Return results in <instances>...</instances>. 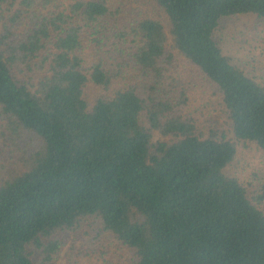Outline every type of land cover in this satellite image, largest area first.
<instances>
[{"label":"trees","instance_id":"trees-1","mask_svg":"<svg viewBox=\"0 0 264 264\" xmlns=\"http://www.w3.org/2000/svg\"><path fill=\"white\" fill-rule=\"evenodd\" d=\"M145 1L0 0V149L43 140L0 170V264H54L85 229L122 264H264V176L233 168L264 160V84L218 38L264 0Z\"/></svg>","mask_w":264,"mask_h":264},{"label":"rangeland","instance_id":"rangeland-1","mask_svg":"<svg viewBox=\"0 0 264 264\" xmlns=\"http://www.w3.org/2000/svg\"><path fill=\"white\" fill-rule=\"evenodd\" d=\"M123 9V17L134 16L135 13L152 11L154 5L145 0H114ZM218 38L225 50L235 56L239 65L243 66L249 73L254 74L258 81L264 84V19L254 16H241L228 18L222 21L218 32ZM194 86L198 87L200 80L196 75H192ZM160 137V133H155V138ZM16 141L8 140L0 149V170L8 171L11 168H22L30 155L37 150L43 140L36 133L24 131L21 136L15 137ZM263 155L256 146H242L233 164L234 173L243 180L260 181L264 176ZM97 242V253H88L78 250L87 249ZM107 249V251L101 248ZM117 243L111 238L105 241H95L85 229L78 234H72L69 241L62 246L54 264H92L97 260V264H122L129 256V250H115ZM114 255H119L116 260Z\"/></svg>","mask_w":264,"mask_h":264}]
</instances>
